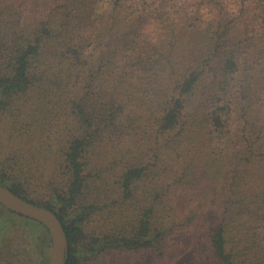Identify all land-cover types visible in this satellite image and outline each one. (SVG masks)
I'll list each match as a JSON object with an SVG mask.
<instances>
[{"label": "trees", "instance_id": "obj_1", "mask_svg": "<svg viewBox=\"0 0 264 264\" xmlns=\"http://www.w3.org/2000/svg\"><path fill=\"white\" fill-rule=\"evenodd\" d=\"M35 101L56 173L33 198L12 147L0 182L58 216L67 264L197 234L194 264H264V0H0V134Z\"/></svg>", "mask_w": 264, "mask_h": 264}, {"label": "rangeland", "instance_id": "obj_2", "mask_svg": "<svg viewBox=\"0 0 264 264\" xmlns=\"http://www.w3.org/2000/svg\"><path fill=\"white\" fill-rule=\"evenodd\" d=\"M35 101L33 107H29L24 116L16 117L20 122L12 124L11 133L0 134V151L11 152L12 147L22 148L26 152V164L24 166L25 174L28 180L24 181L29 193L34 198L36 196H45L47 190L42 183L45 181L44 176L56 173L60 161L58 153V143L60 133L64 127H47L41 124L43 110ZM22 118L29 119L33 123L31 126L21 124ZM1 128V127H0ZM4 130V128H3ZM106 151H103V154ZM102 154V153H101ZM7 155V154H6ZM31 160V164L28 162ZM216 183V182H215ZM217 188H213V195ZM205 200V197L201 199ZM215 199L212 198L210 205H213ZM0 217L5 218L7 227L1 231L0 235V264H49L50 253L52 248V239L49 231L40 223L16 215L0 205ZM209 218H212L211 216ZM189 236L186 244L175 255L173 263L168 264H194L189 251L193 249L198 238ZM177 256V257H176ZM95 264H157L153 257L129 258L115 257L107 258L102 263Z\"/></svg>", "mask_w": 264, "mask_h": 264}, {"label": "water", "instance_id": "obj_3", "mask_svg": "<svg viewBox=\"0 0 264 264\" xmlns=\"http://www.w3.org/2000/svg\"><path fill=\"white\" fill-rule=\"evenodd\" d=\"M0 205L16 215L45 226L52 239L49 264H67L69 258L68 238L61 221L52 210L36 206L24 200L1 182Z\"/></svg>", "mask_w": 264, "mask_h": 264}, {"label": "bare ground", "instance_id": "obj_4", "mask_svg": "<svg viewBox=\"0 0 264 264\" xmlns=\"http://www.w3.org/2000/svg\"><path fill=\"white\" fill-rule=\"evenodd\" d=\"M45 227V226H44ZM46 228V227H45Z\"/></svg>", "mask_w": 264, "mask_h": 264}]
</instances>
